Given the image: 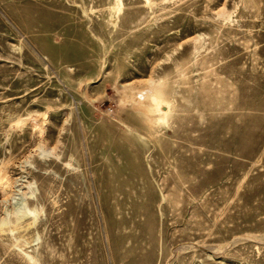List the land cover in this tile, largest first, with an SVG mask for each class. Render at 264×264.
Here are the masks:
<instances>
[{
	"label": "rangeland",
	"instance_id": "374dc122",
	"mask_svg": "<svg viewBox=\"0 0 264 264\" xmlns=\"http://www.w3.org/2000/svg\"><path fill=\"white\" fill-rule=\"evenodd\" d=\"M0 264H264V0H0Z\"/></svg>",
	"mask_w": 264,
	"mask_h": 264
},
{
	"label": "bare ground",
	"instance_id": "6f19581e",
	"mask_svg": "<svg viewBox=\"0 0 264 264\" xmlns=\"http://www.w3.org/2000/svg\"><path fill=\"white\" fill-rule=\"evenodd\" d=\"M150 114H153L154 110L153 109H149L148 110ZM5 182V181H4ZM2 183V182H1Z\"/></svg>",
	"mask_w": 264,
	"mask_h": 264
}]
</instances>
